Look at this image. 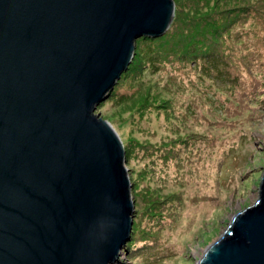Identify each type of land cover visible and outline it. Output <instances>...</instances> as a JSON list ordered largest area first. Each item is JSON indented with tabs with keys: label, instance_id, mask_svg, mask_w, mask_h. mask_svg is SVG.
I'll return each mask as SVG.
<instances>
[{
	"label": "water",
	"instance_id": "water-1",
	"mask_svg": "<svg viewBox=\"0 0 264 264\" xmlns=\"http://www.w3.org/2000/svg\"><path fill=\"white\" fill-rule=\"evenodd\" d=\"M174 0H0V264H116L134 168L98 113ZM197 264H264V173Z\"/></svg>",
	"mask_w": 264,
	"mask_h": 264
},
{
	"label": "rangeland",
	"instance_id": "rangeland-1",
	"mask_svg": "<svg viewBox=\"0 0 264 264\" xmlns=\"http://www.w3.org/2000/svg\"><path fill=\"white\" fill-rule=\"evenodd\" d=\"M174 1L170 28L139 41L126 74L95 111L116 129L134 168L137 213L116 264H197L259 196L264 0ZM193 43L201 54L223 49V68L234 79L176 55L174 46Z\"/></svg>",
	"mask_w": 264,
	"mask_h": 264
},
{
	"label": "trees",
	"instance_id": "trees-1",
	"mask_svg": "<svg viewBox=\"0 0 264 264\" xmlns=\"http://www.w3.org/2000/svg\"><path fill=\"white\" fill-rule=\"evenodd\" d=\"M143 39H145V38H140L137 41V47H138L139 41H141ZM195 46H196V44L193 43L192 46H190L187 50H185V49L180 50L179 47H175V46H174V49L175 50L179 49L177 51V52H179V54L176 53V55H179L180 58L192 59L196 63L200 62V63L204 64L206 69H209L211 67L213 70H218L220 73L224 72V75L223 74H220V75L225 76L229 81H232L234 79L230 76L229 72L228 73L225 72V70L223 68V67H228V65H229V63L225 59V52L223 49H219L217 52L214 51V52H210V53L206 52V53L201 54V52L199 51L201 49H194ZM260 63H261L262 68L259 69L258 75L261 76V80H264V72H263L264 62L260 61ZM219 67L221 70H219ZM124 74H126V72ZM221 76H218L219 77L218 79H221ZM245 84L247 85V89H249L250 85L248 83H245Z\"/></svg>",
	"mask_w": 264,
	"mask_h": 264
}]
</instances>
